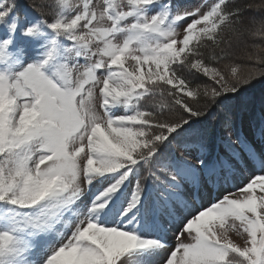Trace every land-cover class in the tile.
Segmentation results:
<instances>
[{"label":"snow or ice","instance_id":"6c2138e0","mask_svg":"<svg viewBox=\"0 0 264 264\" xmlns=\"http://www.w3.org/2000/svg\"><path fill=\"white\" fill-rule=\"evenodd\" d=\"M229 3L33 0L25 60L0 2V264H264V5Z\"/></svg>","mask_w":264,"mask_h":264},{"label":"rangeland","instance_id":"374dc122","mask_svg":"<svg viewBox=\"0 0 264 264\" xmlns=\"http://www.w3.org/2000/svg\"><path fill=\"white\" fill-rule=\"evenodd\" d=\"M56 1V0H55ZM2 2V0H0ZM193 3L200 4L206 2V0H192ZM210 2V0H208ZM70 3L75 6L77 4H82L83 0H70ZM261 5V3H260ZM264 5V0L263 4ZM250 17H255L257 19H260L261 17H264V11H251L250 12ZM36 15L30 10L24 9L23 13L19 14V28L16 30L15 35H14V41L13 44L11 45V50L15 52L18 56H20L22 59L25 60H31L35 58L40 50H41V45L43 44V40L40 39H35V38H30V37H25L21 35V29H23L26 25H30L31 23L35 22ZM8 35L7 30L4 27H0V39L6 38ZM20 49L21 51L17 52L16 50ZM243 70V68L241 69ZM249 117L245 116L243 118L244 121V130L247 131V121ZM241 127V123L239 125V128ZM257 174L256 168H245L243 172L238 174L239 179H243L244 182H246V179L250 175ZM233 238L237 239L235 237V234H233ZM174 244V241L172 242Z\"/></svg>","mask_w":264,"mask_h":264},{"label":"trees","instance_id":"16d2710c","mask_svg":"<svg viewBox=\"0 0 264 264\" xmlns=\"http://www.w3.org/2000/svg\"><path fill=\"white\" fill-rule=\"evenodd\" d=\"M9 3L13 2V0H8ZM17 7L14 10L15 12L19 13L21 12L22 8L27 7L29 8V5L33 2V0H14ZM49 3L53 5V8L50 11H54L55 8V0H49ZM254 4V5H261L263 4V0H230L229 6L238 5L240 7H243L246 4ZM30 9V8H29ZM254 10V9H253ZM253 10H246L244 12L245 17H250V12ZM256 11V10H254ZM261 11H264V8L261 9ZM257 42L259 41V38H256ZM248 94L253 97L257 101V109L259 107V99L262 95H264V80H258L256 83H254L253 87L248 90ZM256 115H259V112L257 111ZM240 121L238 120L237 127L239 129Z\"/></svg>","mask_w":264,"mask_h":264}]
</instances>
